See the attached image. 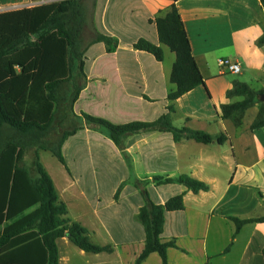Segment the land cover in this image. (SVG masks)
Here are the masks:
<instances>
[{
	"label": "crops",
	"instance_id": "0c3cea01",
	"mask_svg": "<svg viewBox=\"0 0 264 264\" xmlns=\"http://www.w3.org/2000/svg\"><path fill=\"white\" fill-rule=\"evenodd\" d=\"M21 1L25 0H0V7ZM172 4L204 80L203 86L173 102L167 95L175 90L170 82L175 56L159 44L150 22L164 16ZM92 17L93 30L116 39L118 45L113 52L102 43L87 48V77L73 104L75 115L85 113L122 125L156 121L172 106L173 126L213 137L225 134L226 140L175 142L169 133L151 132L129 135L121 150L107 134L87 128L68 137L61 147L64 186L45 170L66 205V217L84 227L93 244L111 247L98 254L78 249L79 263L136 264L144 249L138 213L145 199L135 183L145 180L154 204L183 194V209L165 214L162 242L175 243L167 249L168 264H264V223H247L236 232L231 220L264 216V127L250 130L258 106L247 110L250 119L243 123L244 117L239 128L220 114L234 81L227 74L244 77L255 91L264 90V46L256 45L264 32L260 0H93ZM139 39L160 46L163 61L134 49ZM225 58L237 63L240 73H223L219 60ZM179 175L205 183L208 191L194 194L176 183L152 182L155 176ZM69 243L66 238L57 241L59 264L71 263ZM141 264L162 263L152 253Z\"/></svg>",
	"mask_w": 264,
	"mask_h": 264
},
{
	"label": "trees",
	"instance_id": "16d2710c",
	"mask_svg": "<svg viewBox=\"0 0 264 264\" xmlns=\"http://www.w3.org/2000/svg\"><path fill=\"white\" fill-rule=\"evenodd\" d=\"M264 9V0H260ZM86 10L83 0H60L0 12V264H59L57 241L66 238L79 250L98 254L110 252L90 241L88 231L66 217V205L59 201L53 182L39 160L38 151H49L65 166L61 147L79 129L87 128L107 134L124 150L129 135L151 132L169 133L175 142L193 140L201 144L226 140L225 134L213 137L200 130L177 128L170 120L173 107L153 122L115 125L81 113L75 115L73 104L83 89L87 73V48L102 43L107 52L117 48V40L93 30V37L81 46ZM159 44L175 56L170 82L175 90L167 95L171 102L198 86L203 77L193 58L191 45L179 15L172 4L164 16L155 18ZM264 46V32L257 39ZM133 48L146 52L158 62L164 59L160 46L139 39ZM82 78V83L79 82ZM264 90L255 91L248 84L234 80L226 92L229 101L220 106L223 120L241 127L247 110L256 105ZM78 120V121H77ZM264 127V104L258 107L250 130ZM55 137V141L52 140ZM33 150L35 176L22 165L24 155ZM38 153V154H37ZM155 185L179 184L196 194L209 187L188 175L155 176ZM145 180L135 183L145 199L138 220L144 231V249L136 260L141 264L157 253L167 262V249L174 241L162 242L166 212L183 209V194L173 196L163 205L149 200ZM120 187L115 193L117 199ZM236 232L249 223H264V216L249 220L231 218ZM264 258V249L262 250Z\"/></svg>",
	"mask_w": 264,
	"mask_h": 264
},
{
	"label": "rangeland",
	"instance_id": "374dc122",
	"mask_svg": "<svg viewBox=\"0 0 264 264\" xmlns=\"http://www.w3.org/2000/svg\"><path fill=\"white\" fill-rule=\"evenodd\" d=\"M57 1H60V0H25L24 2L21 1L20 3L16 4V6L18 8L33 7L36 5L45 4L49 2H57ZM83 5L86 10V16H85V25H84L82 35H81V46L85 47L93 37V21L95 23L96 19H93L92 17L93 0H83ZM7 10H14V9H12V6L11 7L10 6L0 7V12L7 11ZM227 77L229 79L239 80L240 82H247V79H244V77L240 75L227 74ZM82 81L83 79L79 78V82L82 83ZM263 104H264V101H261V97L256 98V105L258 107H261ZM248 115L250 116V114ZM249 119H250L249 117L245 116L243 123H247ZM175 127H177V125ZM54 139L55 137L52 136V140ZM33 153H34L33 150L27 151L22 161V165L30 171L31 176H35L33 166H34V160H36V157H35V154ZM38 153H39L40 163L43 165L44 168L48 170L51 176H53L55 182L58 181L56 184H58L60 187H63L64 177H62V174H64V172H63V167L61 166V164L57 161V159L49 151H38ZM78 209H80V207L77 208L75 211H77ZM60 248L63 253L67 251L64 248L62 243H60ZM66 248L68 249V246ZM68 250H69L68 257L71 260L70 264L72 263L78 264L80 260V258L76 255L78 248H76L73 244L69 243Z\"/></svg>",
	"mask_w": 264,
	"mask_h": 264
},
{
	"label": "built area",
	"instance_id": "2783aa9c",
	"mask_svg": "<svg viewBox=\"0 0 264 264\" xmlns=\"http://www.w3.org/2000/svg\"><path fill=\"white\" fill-rule=\"evenodd\" d=\"M11 7V6H10ZM12 9H18V7L12 6ZM219 67L221 68V71L224 72H228L231 74H238L240 73V67L237 63L232 62L229 59H220L219 60Z\"/></svg>",
	"mask_w": 264,
	"mask_h": 264
},
{
	"label": "water",
	"instance_id": "95a60500",
	"mask_svg": "<svg viewBox=\"0 0 264 264\" xmlns=\"http://www.w3.org/2000/svg\"><path fill=\"white\" fill-rule=\"evenodd\" d=\"M261 101H264V95H262V97H261Z\"/></svg>",
	"mask_w": 264,
	"mask_h": 264
}]
</instances>
